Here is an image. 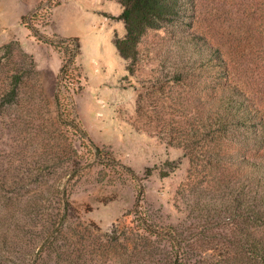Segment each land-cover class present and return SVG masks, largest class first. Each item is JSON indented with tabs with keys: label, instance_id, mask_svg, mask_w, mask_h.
I'll use <instances>...</instances> for the list:
<instances>
[{
	"label": "rangeland",
	"instance_id": "374dc122",
	"mask_svg": "<svg viewBox=\"0 0 264 264\" xmlns=\"http://www.w3.org/2000/svg\"><path fill=\"white\" fill-rule=\"evenodd\" d=\"M54 4L48 13L45 9ZM123 8L122 0H0V47L10 45L0 50V92L15 65L22 67L23 81L19 96L0 99V170L10 165L19 179L34 173L63 180V173L71 172L73 220L102 233L117 230V236L133 225L130 213L141 184L144 209L193 237L223 206L221 200L215 208L196 204L194 188L203 175L193 170L191 157L213 140L226 143L225 154L234 158L251 147L264 152L263 133L251 139L238 132L213 134L204 126L212 121L211 110L212 117L220 111L226 83L236 84L264 115V0H190L180 19L146 30L133 65L116 45L127 35ZM39 10L45 16L32 21ZM192 33L219 47L228 68L216 66V57L192 53L193 46H184L183 57L178 54L176 40ZM75 40L78 76L67 90L59 71L64 57L75 51ZM29 56L40 86L33 82ZM56 95L61 103V95L72 97L87 133H78L72 144ZM98 149L117 162L76 160L77 154ZM110 162L118 170L105 169ZM203 178L202 186L208 187L211 177ZM236 226L215 232L237 241ZM220 248L205 256L213 263H232L236 243Z\"/></svg>",
	"mask_w": 264,
	"mask_h": 264
},
{
	"label": "trees",
	"instance_id": "16d2710c",
	"mask_svg": "<svg viewBox=\"0 0 264 264\" xmlns=\"http://www.w3.org/2000/svg\"><path fill=\"white\" fill-rule=\"evenodd\" d=\"M189 3L190 0H122L124 8L120 16L125 22L127 35L116 41L119 52L130 58L133 65L138 59V41L146 30L177 21L186 13ZM55 5H48L45 10L49 13ZM44 16L39 10L30 19L33 21ZM74 43L75 51L68 54V58V55L64 57L59 71L67 90L71 89L78 76L77 40ZM176 44L177 52L182 57L184 46H193L192 53L216 57V66L228 68L227 61L218 55L219 47L204 42L199 34H187L176 40ZM3 48L9 49L10 45L0 47V50ZM27 58L35 76L33 82L40 86L34 62L30 56ZM0 64L4 65L2 60ZM17 66L0 92L2 103L21 93L22 67ZM181 73V69L176 71L177 76ZM61 96L64 102L58 100V95L56 101L58 107L62 108L60 114L67 117L71 127L66 130V139L72 144L73 137L78 133L81 136H87V133L75 113L72 97ZM218 102L220 111L216 112V117H212L211 110L212 121L204 123L212 131L210 133L238 132L251 139L264 134V115L259 106H253L236 84L226 83ZM86 140L90 142L88 137ZM248 145L245 144L244 148ZM226 147V143L221 140L208 141L200 147L197 157L190 159L192 167H196L193 169L195 172L211 177L208 187L202 186L203 176L195 186L193 197L196 204L205 207L212 204L215 208L221 200L223 206L209 217V225L206 224L205 229L196 232L193 237L184 235L175 226L161 223L144 209L146 191L141 184L138 185L136 204L130 213L134 215L133 225L124 230V235L117 236V230L102 233L99 228L73 220L71 172L63 173V180L61 177H39L34 173L19 179L9 170L10 165L6 167L2 164L0 264H224L228 260L213 263L212 256L207 257L205 253L213 248L224 249L230 243H236L239 248L230 264H264V152H252L251 147V150L242 149V154L234 158L233 155L225 154L228 151ZM248 151L252 154L248 155ZM101 152L98 149L90 155L77 154L76 160L99 158L117 162L115 158L106 157ZM116 168L115 163L111 162L105 167L110 171L118 170ZM120 168L126 169L124 165H120ZM126 170L135 174L128 167ZM202 199L206 201L202 202ZM232 224H236L240 232L237 241H232L227 234L215 232V229Z\"/></svg>",
	"mask_w": 264,
	"mask_h": 264
}]
</instances>
